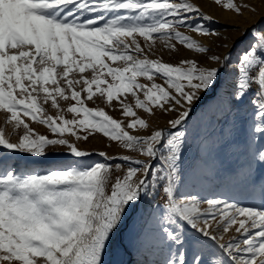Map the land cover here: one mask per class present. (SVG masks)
I'll return each instance as SVG.
<instances>
[{
	"label": "snow or ice",
	"instance_id": "6c2138e0",
	"mask_svg": "<svg viewBox=\"0 0 264 264\" xmlns=\"http://www.w3.org/2000/svg\"><path fill=\"white\" fill-rule=\"evenodd\" d=\"M209 7L0 0V264H264V7Z\"/></svg>",
	"mask_w": 264,
	"mask_h": 264
},
{
	"label": "rangeland",
	"instance_id": "374dc122",
	"mask_svg": "<svg viewBox=\"0 0 264 264\" xmlns=\"http://www.w3.org/2000/svg\"><path fill=\"white\" fill-rule=\"evenodd\" d=\"M251 2L256 4L258 8L264 7V5L261 4V0H251ZM209 3H210V0H204L205 9L209 13L213 14L217 19H219L221 24H224V23L229 21V18L231 17L230 13L225 12V11H221L218 8H215V7H209ZM257 19H259V17L250 18V20L252 22H255V20H257ZM236 27H245V25L243 24V21L241 20V21L237 22ZM226 35H230V36H232L235 39V38H237L239 36V33L231 32V33H226ZM164 58L166 60L172 59L167 54L164 55ZM89 106L90 107H95L97 105H93V104L89 103ZM98 106L104 107V105L102 103H99V102H98ZM45 107L48 108V106H45ZM48 110H49V114L55 115V110H52L50 108ZM105 110L109 111V114L113 115L115 118H120L119 112H113V111H111L109 109H105ZM141 114L143 115V113H141ZM25 119H26V122H27V118H25ZM163 119H166V118H161L159 120V122L163 123ZM5 120H6L5 115L2 112H0V128L4 129L5 134L7 136H10L11 139L14 141L16 139V132L13 130L11 125H6L5 124ZM31 126L37 132L45 133V131H46L43 126L37 125L35 123H31ZM81 147L88 148V149H101V150L108 151L110 154H113V153H115L117 151V149L115 148L114 145H113V147L108 148L106 140H101L99 138H93L87 144L81 145ZM52 151H60V152H62L63 149L52 150ZM50 159L52 161H55L57 158L50 156ZM45 166H48V165L46 164ZM124 259L127 261V264H132L133 257L131 256V254L125 256Z\"/></svg>",
	"mask_w": 264,
	"mask_h": 264
}]
</instances>
